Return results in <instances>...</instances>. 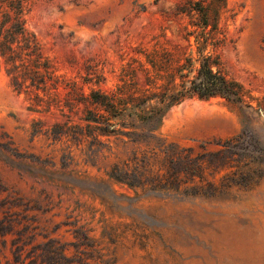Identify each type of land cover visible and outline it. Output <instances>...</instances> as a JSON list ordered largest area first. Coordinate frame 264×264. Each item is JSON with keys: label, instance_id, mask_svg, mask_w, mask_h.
Returning a JSON list of instances; mask_svg holds the SVG:
<instances>
[{"label": "rangeland", "instance_id": "374dc122", "mask_svg": "<svg viewBox=\"0 0 264 264\" xmlns=\"http://www.w3.org/2000/svg\"><path fill=\"white\" fill-rule=\"evenodd\" d=\"M185 1L23 0L20 17L52 75L87 91L114 84L121 66L142 48L180 43L185 16L178 9ZM226 3L236 13L225 21L217 68L255 106L264 96V0ZM12 47V54L20 53ZM18 63L0 56V141L16 148L14 156L0 152V185L7 188L0 198L14 191L35 205L30 214L36 215L37 241L54 239L72 264H264V156L262 175L245 187L206 198L146 189L135 194L111 183L107 172L144 144L121 136L88 149L87 141L52 139L45 129L63 119L51 103L45 111L54 93L34 99L23 68L12 67ZM250 120L244 105L193 97L168 110L156 141L208 142L215 149L247 132L264 150V118Z\"/></svg>", "mask_w": 264, "mask_h": 264}, {"label": "trees", "instance_id": "16d2710c", "mask_svg": "<svg viewBox=\"0 0 264 264\" xmlns=\"http://www.w3.org/2000/svg\"><path fill=\"white\" fill-rule=\"evenodd\" d=\"M22 1L0 0V56L6 60L18 58L19 63L12 67L23 68L24 79L34 87V99L40 101L49 92L54 93L53 97L47 96L50 100L45 111L51 103L63 119L52 123L44 133L57 140L65 137L75 143L87 141L88 149L100 148L110 137L121 136L145 146L112 164L107 172L111 183L135 194L137 189H146L206 198L232 186L245 187L262 175L259 164L264 150L247 132L219 141L215 149H209L208 142L194 147L156 141V129L168 110L193 97L218 96L244 105L250 123L260 116L264 118V96L252 106L244 99L241 85L217 68L225 21L236 13L226 0H186L178 9L185 16L184 31L178 35L180 43L173 48H142L138 56L121 66L114 84L87 91L74 80L52 75L32 36L23 28ZM2 4L8 10H2ZM12 44L20 53L12 54ZM94 78L96 82L98 76ZM14 80L19 87L21 82L15 76ZM84 80L90 81L91 77ZM0 152L14 156L16 148L7 139L0 141ZM5 190L0 185V192ZM36 209L14 191L0 198L3 263L72 264L54 239H35L37 219L30 212ZM7 242L10 257L5 253Z\"/></svg>", "mask_w": 264, "mask_h": 264}]
</instances>
